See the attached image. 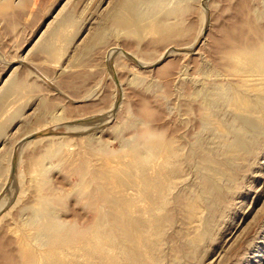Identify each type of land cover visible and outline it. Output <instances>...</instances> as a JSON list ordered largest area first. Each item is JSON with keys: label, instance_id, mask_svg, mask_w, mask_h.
Returning a JSON list of instances; mask_svg holds the SVG:
<instances>
[{"label": "rangeland", "instance_id": "rangeland-1", "mask_svg": "<svg viewBox=\"0 0 264 264\" xmlns=\"http://www.w3.org/2000/svg\"><path fill=\"white\" fill-rule=\"evenodd\" d=\"M115 2L0 0V264L4 263L2 257L5 253L15 250L14 246L17 247V241L25 238L24 235L28 237L25 241L31 243L29 246H33L37 254V250L39 254L43 251L44 248L33 240L34 231L30 230L32 226L28 222L31 207L37 205L42 195L49 193L54 198L57 208L54 213L61 220L71 222L75 218L74 221L80 225L90 219L92 211L84 207V195L90 186L82 187L77 183V175L70 171L71 168H66L63 158H79L85 139L92 137L93 145L106 146V151L109 149L114 159L112 161L121 163L125 169L124 165L128 167L132 161V158L128 159L131 156L128 145L135 142L138 132L145 131L144 128L147 130L146 126L149 130L154 128L155 131L151 130L154 133L158 130L159 134L163 132V138L176 136L182 152L191 153L183 165L181 186L175 187L176 190L173 188L172 194L181 195L185 191L184 195L191 196V200L201 205L197 211L199 215L196 213L189 223L179 209H173L178 206L170 205L172 222L163 225L161 233L154 238V264H264V123L261 134L251 142L254 143L251 151L236 153L239 157L235 154L229 157L234 163L230 161L226 171L231 169L228 173L234 174L232 177H217L221 191L229 193L222 191V198L215 201L202 192L200 181L205 170L201 167L200 157L210 154L215 160L224 159L223 146L231 137L229 134L221 137L215 132L216 122L205 125L206 128L201 127L197 114L201 102L198 98L207 97L213 90V86L207 85L226 81V77L230 79L227 80L229 83L236 82L234 78L237 77L227 71L230 68L226 59H220L227 46L236 39L238 42L247 39L256 48L264 47V0H169L165 7L150 13L154 14L152 18L159 14L160 17H169L167 19L175 29L169 38H158L156 33L147 30L148 19L139 23L141 33L139 31L138 36L123 29H112L107 15ZM181 6H184L182 11ZM175 8L180 14L169 16V11ZM98 32L105 35L97 38L95 34ZM226 39L229 40L227 46L224 45ZM47 43H53L52 54L42 51L41 47L44 49ZM167 46L171 51L165 54ZM214 61L217 62L216 67ZM219 70L220 73H216ZM177 71L186 75V79L183 78L185 82L174 78ZM189 76L199 82L192 84L187 80ZM240 76L244 79L249 77L250 83L253 81L251 78L256 77L257 82L254 80L256 83H253L264 88L260 84L264 79L262 68L248 70L245 67ZM249 80L244 82L249 84ZM203 84H206L205 88ZM194 87L198 93L203 88L204 91L188 103L187 96L194 92ZM186 89L190 91L188 95ZM253 93L264 94L253 91L250 95ZM225 107L227 109L224 110ZM214 111L221 121L238 127L239 121L234 117L236 111L226 105ZM101 154L95 153L92 159L99 163ZM35 160H40L41 166ZM129 184L125 186L129 195L125 194L132 200L136 199L133 201L142 208L143 215L148 216L145 197L136 184ZM47 186L52 192L46 191ZM43 189H46L45 193ZM139 199L143 205L138 203ZM200 209L201 213L204 212L202 215ZM203 220L209 221L204 238L192 245L187 236L195 231V224L196 229L201 228ZM26 226H30L29 229Z\"/></svg>", "mask_w": 264, "mask_h": 264}, {"label": "bare ground", "instance_id": "bare-ground-1", "mask_svg": "<svg viewBox=\"0 0 264 264\" xmlns=\"http://www.w3.org/2000/svg\"><path fill=\"white\" fill-rule=\"evenodd\" d=\"M115 1H116L115 4L113 3V8L110 10V12L107 15L109 25L112 29H117V28L123 29V31L124 30L128 31L126 33L131 32V34L133 33V34L138 36L139 31L141 33V30H139V26H140L139 23L145 19L146 20L148 19V22H146L147 25L145 24L146 29L151 31L152 33H156L158 35V38H169V35L172 34L173 32H175L174 27L172 25H170L171 22L169 23V20L167 19V18H169L167 15L160 17L159 16L160 14L157 13V14H159L158 17L152 18L154 16V14H153V16H152V14H150L154 9L155 10L159 9L162 6H164L165 4L170 3L169 0H115ZM178 3L179 2H177V4ZM180 4H181V2H180ZM178 8H179V6H178ZM178 8L170 10L168 15L169 16L177 15L180 11L183 10L184 6H181L180 11H178L179 10ZM158 12H160V11H158ZM74 20H76V19H74ZM102 25L99 26V28L102 27ZM243 25H244V23H243ZM107 31H109V30H107ZM53 35H55V34H53ZM60 35H62V34H60ZM95 35H97V38H99L101 35L104 36L105 33L101 34V32H98ZM56 36H58V34ZM95 37L96 36H94L93 39ZM55 38H57V37H55ZM242 39H243V37H242ZM164 40H166V39H164ZM227 40L228 39H226V41H225L226 43H224L225 46H227L226 45ZM246 40H245V42H241V41L238 42V40L236 39L237 42L234 41L233 44L232 43L229 44V46H227V49L225 48L226 50H224V52L222 53L223 57L222 58L220 57L221 60L223 58L226 59L225 62H227L229 64L228 66L230 68V71L227 70L228 72L231 73L229 75H233V77H237L236 78L237 80L234 78V80L236 81L235 84L229 83L228 81H230V79L228 80L226 77L224 79H226V81L228 80L227 82L223 80L224 82L222 81L219 83H214L213 85L212 84L207 85L210 87L213 86V90L211 91V93L209 95L206 93L208 95L206 97V95H204V93L209 90V88L207 87L208 90L206 89V91L203 92L202 95H204V96H202L201 98H198V96L200 95L199 93L204 91L206 84L205 85L203 84L204 88L202 91L201 90L199 91V89H198L199 93L196 91L197 89H195V87L193 90L194 92H192L191 94H189L190 91L188 92L187 89H186L187 91H185L187 93V95L189 94V96H187L189 99L188 103H191L192 101H194L197 98L201 99L199 109L197 110L198 111L197 114L199 113L198 120L200 121V123L202 125L201 127H205V125L216 122L214 124L216 131L215 130L214 131L219 133L221 135V137L225 136V135H227V136L230 135V137H231L230 139L227 140V142L225 141L226 143L223 146L224 150L222 151V153L224 152V154H225V157H223L224 159L221 158L222 160H219V159L215 160L213 155H210V154H203L202 155L200 153L202 155L200 157L201 167L204 168V170H205V174H203V177L201 178V181H200L201 186H202V192L211 196L215 201L222 198V196H223L222 191L223 192L225 191V190L221 191L220 185L218 186L217 177L219 175H222V176L226 175V177L227 176L232 177V175L234 174L233 173L231 175L230 173H228L229 171H231V169L230 170L228 169L229 170L228 172L226 171V166L228 164H230L231 162H233V160L231 161V159L229 157L231 155H234V154L236 155V153L248 152L250 150L251 146L254 144V143L252 144L251 142L254 141L261 134L262 125L264 123V94L262 95V94H256V93L254 94L253 93L254 95H252V96L250 95V93L253 91H255L257 93L258 92L264 93V88L261 85L255 84L257 82V80H255L256 77L251 78L253 81H251V83H250V80L248 79L249 77H251V76H249L250 74H248V75L246 74L247 76H249V77L246 76L247 79H244L243 77L240 78L241 77L240 75L243 73V69H245V67H247L248 70H251L253 68L254 69L255 68L256 69L262 68L264 71V47L261 45L263 47L262 49L256 48V47L252 46L251 43L246 41ZM228 42H229V40H228ZM258 42H259V40H258ZM259 46H260V43H259ZM44 47L46 49L45 48L43 49V47H41L42 51L47 50L49 53H51V54L53 53V43H47ZM170 51H171V47L167 46L164 50V53L166 54V53H169ZM220 51H221V49H220ZM220 51H219V53H221ZM215 63L216 64L214 66L216 67L217 62H215ZM222 66H225V65L223 64ZM217 67H220V66H217ZM199 69H201V68H199ZM199 71L204 72V69L203 70L201 69ZM256 71H258V70H256ZM216 73L219 74L220 70H219V72H216ZM214 74H215V72H214ZM209 75H210V73H209ZM260 75H261V73H260ZM184 76H186V75H184L183 71L182 72L177 71L174 78L176 80H181V79L185 78ZM252 76H253V74H252ZM254 76H256V75H254ZM189 77H190V79H187V80H190L192 82V84L196 85V83L199 82V80L197 78H194L191 76H189ZM219 77H221V76H219ZM243 79L249 80L248 83L250 85L246 84V82H244ZM261 79H262V77H261ZM205 80H207V79H205ZM262 81L264 82V79ZM262 81L260 84L264 85ZM184 82H185V80H184ZM253 82H255V83H253ZM189 87H191V86H189ZM189 87H187V88L189 89ZM239 87L242 88L244 91H242ZM10 88H8V89H10ZM191 88H193V87H191ZM200 89H201V87H200ZM186 93H184V95ZM185 102H187V101H185ZM198 102L196 103L197 105H199ZM221 105L222 106L226 105V106H228L229 109L237 112V114L234 115V117H235V119H237L239 121L238 122L239 124H237L238 127H235V128L232 127L233 124L232 125L227 124L226 122L221 121L216 116L217 114L215 115L214 110L217 107H221ZM193 106H194V102H193ZM189 107L190 106H188L187 108H189ZM185 108H186V106H185ZM185 108H183V111ZM197 108H198V106H197ZM225 109H227V108L225 107L224 110ZM218 110H220V109H218ZM188 111H190V109H188ZM192 111H194V110H192ZM227 111H229V110H227ZM234 111H231V112L234 113ZM190 113L191 112H189V115H190ZM193 113L195 115V112H193ZM234 122H235L234 123V125H235L237 121L235 120ZM144 126H146V125H144ZM146 127L149 128V126H146ZM208 127H210V126H208ZM148 128H147V130H146V128H144L145 131H141V132L134 130V131L138 132L137 135H135L136 133L135 134L133 133V135H135L137 138L135 139V142H133V143L131 142L132 144H130L128 142L130 144V145H128V146H130V150L128 151V153L131 152V153H129V154H131V156L128 159L130 160L132 158V161H130L128 167H125V165H124L125 169H123L120 166L121 163L116 162V161H112L113 158L109 152L110 150L108 149L109 151L107 150L108 151L107 152L106 151L107 148L105 149L106 146L104 147L103 144H101L102 142L100 143L101 145H96L95 143H94L95 145H93L92 144V140H93L92 137H87L85 139V144L82 147V149L79 148L80 150H82L81 151L82 155H80L79 158L74 159V160L73 159L71 160L69 157L63 158L66 168L67 167L71 168L72 170H70V171H73L77 175V177H78L77 183L79 185H81L82 187H84V186L89 187L90 186L89 191L85 193L86 195H84L86 202L83 201L85 204L84 207L87 206L89 211L90 210L92 211L91 217H89L90 219L88 221L84 220V222L82 220L83 223H86V222L87 223L86 224H80V225H77V223L74 221L75 218L71 222L61 220L54 213L55 208H56V206H55L56 202H54L55 201L54 198H52L49 193L42 195V197L39 196L41 198L38 199L39 201H38L37 205L31 207V216H30L28 222L33 228V230H32V228H30V230L34 231L33 236H32L33 240L39 245V247L44 248V249H42L43 251L40 250L42 253L40 252V254H39V250L36 249L38 251V254H37V252L32 248L33 246H31V245L29 246V244H31V243L28 244V242H27L28 240L25 241V238L27 236L24 235L25 238H23L22 236H19V235H21V234H19L16 236H19L20 238L22 237V239L20 241H17V247L14 246V248H16V249L13 251L7 252V253L4 252L5 256L2 257L3 258L2 261L5 264H37V263H39V264H154L155 259H156L155 255L153 254L154 246H155V242H154L155 239L154 238H155V236H157L158 234L161 233L162 226L165 224H168V222H170L172 219V212H171L172 206H170V205L178 206V208L176 207L173 209H179L181 211L180 214L183 213L182 215L185 218V220L186 219L188 220L187 223H189L190 221L193 220L192 218L195 216L196 213H198V215H199V212H197V211H199L198 209L201 205H200V203H198V201L193 200V199L191 200L190 199L191 196L188 197V196L184 195L183 193H185V191L182 192L183 195L182 194L181 195L180 194H174V193L172 194V189L175 187H179V185L183 181L182 180L183 165L185 164V161L187 159H190L191 153L182 152V150H181L182 148L179 147V143L177 142L176 136L169 137V138H163L162 137L163 132L161 133L162 134L161 135V134H159V132H160L159 130L157 131V133H154L151 131L154 128L151 130H149ZM153 131H155V130H153ZM174 135H176V134H174ZM123 138H125V137H123ZM128 139H130V138H128ZM197 139H200V138H197ZM94 140H96V139L94 138ZM133 140H134V138H133ZM224 140H226V139H224ZM224 140H222V141H224ZM259 140H261V138ZM199 143H200V141H199ZM199 143H197V144H199ZM257 144H259V142ZM122 145H123V143H122ZM125 145H126V143H125ZM53 146H54L53 148H55V145H53ZM50 147H52V146H50ZM57 147H59V146H57ZM57 149H59V148H57ZM194 149H196V148H194ZM65 150H66V148H65ZM55 151L57 152V150H55ZM51 152L54 153V151H51ZM58 152H59V150H58ZM95 153H102L101 156H99V158H98L99 163L95 162L92 159V157L94 156ZM252 153H253V151H252ZM56 154L57 153H54V155H56ZM70 154H71V152H70ZM51 156L53 157V154H51ZM116 156H118V155H116ZM154 156H156V157L154 158ZM236 156L239 157L240 155H236ZM96 157H98V156H96ZM56 158H58V157H56ZM117 158H119V157H117ZM124 158H126V157H124ZM241 158H243V157L241 156ZM119 159H121V158H119ZM129 160L126 159V162ZM39 161H36L37 164L40 163ZM117 161H118V159H117ZM236 163L234 166H236ZM41 164L42 163H40V166H41ZM204 170H203V172H204ZM233 171H234V169H233ZM174 178H177L178 180L177 179L174 180ZM233 179H234V177H233ZM218 180L220 181V179H218ZM44 182L45 181H43V183H42L43 188H44V184H45ZM129 183L136 184L139 188L138 190L140 191V193L143 194V196L145 197L144 199H146V201L148 203V208H147V211L149 213L148 216L143 215L142 210H141L142 208L140 209L138 206L139 204L137 205V202L133 201L136 199L132 200L126 195V194L129 195V193L127 192L128 187L125 189V186H128V185L130 186ZM42 184H40V185H42ZM136 185H134V187H136ZM77 187H79V186H77ZM35 188L36 187H34V189ZM37 188H39V187H37ZM40 188H42V186H40ZM176 189L177 188H175V190ZM45 190L43 189L42 191H44V193H45ZM53 190H55V189H53ZM79 190H77V191L81 192V189H79ZM124 190H126V191H124ZM131 190H133V189L131 188ZM181 190H182V188L180 189V191ZM46 191L52 192L50 189H48V186H47ZM57 191H56V193H57ZM73 191L76 192L75 190H73ZM226 192H228V191H226ZM226 192H224V193H226ZM139 194H138V197H139ZM226 194H224V196H226ZM52 195H53V193H52ZM62 195H65V193L61 194V197H62ZM75 195L78 196L79 194H75ZM57 196H59V195L57 194ZM138 197H136V198H138ZM34 198H36V197H34ZM65 198H66V196L64 197V199ZM223 200H224V198H223ZM33 201H35V199L32 200V202ZM62 201H63V199H62ZM201 201H202V199H201ZM203 202H204V200H203ZM29 203H28V205H29ZM138 203H141L143 205V203L140 202V199H139ZM58 205H60V204H58ZM207 205H208V202H207ZM25 206H26V204H25ZM58 207H60V206H58ZM207 207H210V206H207ZM86 209H85V212H86ZM202 210H204V209L202 208ZM89 211H88V213H89ZM28 212H30V211H28ZM200 213H201V209H200ZM203 213L204 212H202L201 215ZM86 215H87V213H86ZM176 216H178V215L176 214ZM72 218L73 217H71L70 219H72ZM84 218L88 219V217H84ZM84 218L82 217V219H84ZM206 218L208 219V217H206ZM70 219H69V221H70ZM185 220L183 219V221H185ZM208 220H203L204 223L202 222L203 226L201 228L196 229L197 225L195 224L196 227L193 225L194 226L193 228H195V231L193 233H191V235L189 234L190 236H187V238L190 237L189 238L190 244L195 245L199 241H201L202 238H204L206 229H207L208 224H209ZM76 221L78 222V220H76ZM183 223L184 222H182V224ZM193 223H195V222H192L191 224H193ZM191 224H189V226ZM201 225H199V226H201ZM16 227L17 226L14 227L15 230H16ZM28 227H30V226H28ZM28 227L26 226L25 228H28ZM174 227H176V226H174ZM168 228L170 229V227H168ZM12 229H13V227H12ZM15 230H14V233H15ZM165 230L167 231L166 227H165ZM181 230H183V229H181ZM17 231H20V230H17ZM26 232H28V231H26ZM168 232H170V231H168ZM179 232H176V233H179ZM18 233H22V232L20 231ZM28 233H30V231ZM174 233L175 232H173L172 234H174ZM188 233H190V232H188ZM164 234H166V233H164ZM172 234L169 233V235H171L170 236L171 238L173 237ZM184 234H183V237L185 236ZM30 235H32V234H30ZM174 237H176V236H174ZM185 237H184V239H187ZM3 238L5 240V237H3ZM158 238H160V237H158ZM158 238H156V239H158ZM161 238H164V237L162 236ZM180 238H182V236ZM173 240H175V238ZM156 241H157L156 243L159 242L158 240H156ZM184 243H185V240H184ZM12 244H13V242L11 243V245ZM172 244H173V242H172ZM9 246H10V244L8 245V247ZM173 246H175V245H173ZM181 246H184V244ZM41 248H39V249H41ZM1 251H3V250H1ZM158 253L161 254V252H158ZM0 254H1V252H0ZM79 258H81V259H79ZM158 258H160V257L158 256Z\"/></svg>", "mask_w": 264, "mask_h": 264}]
</instances>
